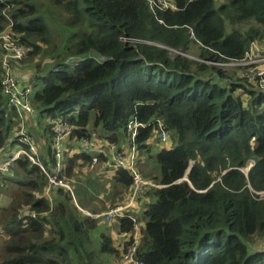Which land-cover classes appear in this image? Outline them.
Returning <instances> with one entry per match:
<instances>
[{
	"label": "trees",
	"instance_id": "16d2710c",
	"mask_svg": "<svg viewBox=\"0 0 264 264\" xmlns=\"http://www.w3.org/2000/svg\"><path fill=\"white\" fill-rule=\"evenodd\" d=\"M174 1L173 11L148 0H0V32L10 28L30 48L24 64L47 58L27 80L38 88L32 107L49 131L57 117L73 127L63 182L81 163L106 161L74 152L93 132L120 146L127 124L137 119L145 124L137 150H146L162 121L176 144L155 155L160 177L154 183L164 187L147 190L153 202L137 222L128 212L118 218L115 238L79 210L70 191L47 192V176L20 157L0 173V192L17 190L12 205L0 209L2 264H123L130 242L120 235L136 229L143 264H264V248L256 247L264 242V93L199 61L239 60L251 42L264 40V0ZM251 21L259 27L236 29ZM3 79L0 51V151L21 127ZM11 144L20 145L17 136ZM53 162L49 148L42 163L49 170ZM114 174L113 198L129 189V203L130 173ZM143 199L137 202L145 207Z\"/></svg>",
	"mask_w": 264,
	"mask_h": 264
},
{
	"label": "built area",
	"instance_id": "2783aa9c",
	"mask_svg": "<svg viewBox=\"0 0 264 264\" xmlns=\"http://www.w3.org/2000/svg\"><path fill=\"white\" fill-rule=\"evenodd\" d=\"M148 1L152 7L161 8L163 10H177L174 0ZM9 30L10 28L0 32V47L2 49L1 64L4 69L2 91L9 100L10 105L17 111L19 117H21L23 113L27 114L28 116H34L35 109L32 107L30 101V96L33 93V89L28 84L27 80H24V82L19 77H17L16 72L14 71L11 64L12 61L20 62L24 60L28 56L30 48L20 45V36ZM178 54L187 56L183 52H178ZM199 61L204 62L207 65L220 67L224 70L228 67L237 68L240 71V77L246 80L248 84L252 86L253 90L264 93V43L257 41L251 42L244 57L239 60L230 61L228 63H218L204 60ZM144 125L145 124L138 122L137 119H133L127 124L126 142L130 146L129 152H123L121 148L117 147V145L106 142L109 146L110 152L112 153V156L106 159V168L114 171V173L120 169L128 171L132 177L133 186L128 205H118L106 212L97 215L87 213L88 216L98 219L101 218L108 223L113 222L116 218L124 217L126 210L132 208V204L137 206V201L145 197L148 189L164 187L163 185H158L145 179L137 168L138 155L136 143L140 134V129L144 128ZM49 126L53 141L52 152L54 154L52 170H48L45 165L37 159L34 138L30 135L24 134L23 130H21L17 137V141L21 146L29 145L30 150L26 151L25 148L20 147L18 150H16V152L8 156L5 159V162L0 165V173H7L10 171L11 166L16 160L22 156H26L30 162L38 166L47 176V192L56 187H64L70 191L69 186L64 185L59 177L60 173L62 172L63 153L65 152V146L68 142V139L72 135L73 127L68 124L64 117H57L51 120L49 122ZM22 127L23 124L21 128ZM155 130L160 132V140L163 142L166 141L167 132L163 128L162 121H157V127ZM93 147L94 146L91 141L81 140L78 145L74 147V152L77 155L87 153ZM75 204L77 205L76 202ZM134 222H137V220H134ZM120 237L130 242L123 256V264H143V262L138 257L139 231L136 229L134 233H122Z\"/></svg>",
	"mask_w": 264,
	"mask_h": 264
},
{
	"label": "rangeland",
	"instance_id": "374dc122",
	"mask_svg": "<svg viewBox=\"0 0 264 264\" xmlns=\"http://www.w3.org/2000/svg\"><path fill=\"white\" fill-rule=\"evenodd\" d=\"M236 27L237 30H239L242 33H245L248 31L250 27H259V26L254 21H251L241 25H237ZM227 28H228V32L230 33L232 31V28L228 24H227ZM54 40H55L54 42L57 45H60V41L57 39V34L54 37ZM257 42L264 43V40H260ZM0 51L2 55L1 47H0ZM191 53H193L194 56H197L199 55V50L194 49L191 51ZM27 60L28 57L23 61V64L22 63L18 64L15 63L14 61L11 62L13 69H15V71L20 73L19 78L22 81L29 80V78L32 77L35 73L33 71L34 70L33 68H35V66L38 63L41 64L44 63L47 60V58L44 59L42 58V55H39L35 57L32 61H30V63H28L29 65L26 66L25 64H27ZM64 70H72V69L69 67H64ZM225 70L228 73L241 78L240 71L237 68L228 67ZM31 72H32V76L29 77ZM30 86L33 89V93L30 96V101H31V99L34 96V92L38 88L34 89L32 85ZM20 124L21 126L23 124V127L22 128L17 127L15 130L13 129L14 131L13 135L15 134V136L18 137L21 130H23L24 134L32 135L35 138L34 140H35V147L37 153L36 157L41 162H44L48 149L51 148V150H53L52 136L48 130L46 118H41L40 114L37 113V111L34 116H28L27 114L23 113L22 116L20 117ZM159 136H160V132L154 129L151 134L150 140L147 143V149L137 150V155H138L137 168L138 170L139 169L145 170L144 173L142 172L145 176L146 174L150 173L151 176L149 177L150 179H152L151 180L152 182H154V180L156 179H159L160 177L159 166L157 164L155 155L162 149L170 150L176 147L173 136L169 132H167V138L166 141L164 142L160 140ZM11 138L8 139V145L5 148V150L1 152V154L6 158L10 154H12L15 149L19 148V146L11 144L12 142ZM90 141L92 142L93 146H96L94 145L97 144L96 141H100L99 143L100 145L96 150H89L87 152L89 155L91 156L103 155L105 159H108L112 156L109 146L106 143L108 141L106 139H102V136H100L96 132H93ZM69 145L70 144H67L65 146V151L70 148ZM117 147L121 148L123 152L130 151V146L126 141ZM81 165L82 166L78 168L77 174L74 178H72L69 182L67 180H64L65 182L62 181L64 185L69 186L72 197L74 198V201L77 203L76 206L79 208V210L84 212L86 215L88 213L85 208L82 207L80 208L78 204L80 206L86 207L87 209L96 208L98 213H103L114 208L117 205H120L121 203H125V204L128 203L127 195L129 193V189H124L120 197L116 199L113 198V191H114L113 178L115 174L114 171L106 168V161L99 162L94 160L92 163L85 165L81 163ZM49 169L52 170V166H49ZM66 182H68L69 184ZM14 191L11 189H7L4 193L0 192V209H7L12 205L15 198ZM4 195H5V200H4ZM149 196L150 194L148 195V197H144L143 199V202L146 203L145 207L140 206L139 203L137 202L138 208L136 209L129 208L126 210V212H128L130 216L134 217L136 220L140 219L144 210L148 207L150 203L153 202V200H151ZM99 220L101 221L99 222V224H101L100 230L104 229L108 234L111 235L113 234L112 236L115 238L116 235H114V233L116 232L118 227V218H116L113 222L110 223L102 220L101 218ZM139 226L141 227L140 223ZM4 239H6V236H4V233L0 229V246ZM256 247L259 249L264 248V242L262 241L257 242ZM2 253L3 250L0 248V264H2L3 262Z\"/></svg>",
	"mask_w": 264,
	"mask_h": 264
},
{
	"label": "crops",
	"instance_id": "0c3cea01",
	"mask_svg": "<svg viewBox=\"0 0 264 264\" xmlns=\"http://www.w3.org/2000/svg\"><path fill=\"white\" fill-rule=\"evenodd\" d=\"M49 132H50V131H49ZM14 137H16L15 134H14ZM14 137L11 138L12 141H13V138H14ZM99 143H100V141H98L97 144H94V145H96V146H94L91 150H96V149L99 147V145H100ZM20 147H21V146L19 145V148H20ZM19 148H18V149H19ZM18 149H15V150L13 151V153H14L16 150H18ZM11 150H12V149H11ZM1 152H2V150H1ZM1 152H0V165H2V164L5 162V158H6L5 156H3V155L1 154ZM10 155H12V154H10ZM10 155H9V156H10ZM14 188L17 189V187H14ZM15 191H17V190H15ZM4 200H5V195H4ZM10 202H11V201H10ZM10 202H8V203H10ZM131 206H132V208H135V209L138 208V205H137V206H134V204H132ZM87 212H88V213H95V212H92V210H89V209H87ZM96 212H97L96 214H101V213H98V211H96Z\"/></svg>",
	"mask_w": 264,
	"mask_h": 264
},
{
	"label": "water",
	"instance_id": "95a60500",
	"mask_svg": "<svg viewBox=\"0 0 264 264\" xmlns=\"http://www.w3.org/2000/svg\"><path fill=\"white\" fill-rule=\"evenodd\" d=\"M249 169H250V168H248V169L246 170V173H247V171H249ZM190 170H191V169H189L188 172H190Z\"/></svg>",
	"mask_w": 264,
	"mask_h": 264
}]
</instances>
